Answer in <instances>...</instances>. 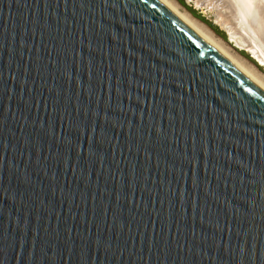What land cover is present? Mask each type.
Returning a JSON list of instances; mask_svg holds the SVG:
<instances>
[{
  "label": "water",
  "instance_id": "95a60500",
  "mask_svg": "<svg viewBox=\"0 0 264 264\" xmlns=\"http://www.w3.org/2000/svg\"><path fill=\"white\" fill-rule=\"evenodd\" d=\"M124 2L110 53L99 11L0 0V264H237L238 229L264 250V91L159 0Z\"/></svg>",
  "mask_w": 264,
  "mask_h": 264
},
{
  "label": "snow or ice",
  "instance_id": "6c2138e0",
  "mask_svg": "<svg viewBox=\"0 0 264 264\" xmlns=\"http://www.w3.org/2000/svg\"><path fill=\"white\" fill-rule=\"evenodd\" d=\"M142 3H147V0H141ZM208 3L219 4V5H236V4H244V5H261L264 6V0H207ZM65 7H67L68 0H64ZM130 7V5H127ZM156 5H153L155 7ZM46 7L51 8V12L48 14L49 19H55V23L57 25L68 23V17L65 15L64 17H60L57 14V10L60 7V0H56L55 7L52 6V0H46ZM126 4L124 0H73V16L77 14L80 15L81 20L85 16H87L89 22L91 24H95L97 11H99L101 23L99 29L96 31V39L102 42L106 39L110 42L113 47L110 48V53L114 52L116 48H119V45L124 44V33L125 31H129L131 33L129 24L127 21V14L125 13ZM264 14V13H262ZM75 23V21H73ZM117 24L119 25L120 31L114 30L111 25ZM51 26V24H49ZM89 51H93L91 48V40H89ZM25 45L22 43L21 48ZM134 54V53H133ZM70 78V77H69ZM139 83V82H138ZM143 87L142 84L139 85ZM199 87V85H197ZM129 88H131V84H129ZM247 91V90H246ZM253 96L256 93H251ZM131 100V96H129ZM79 112V109H77ZM85 116L88 115L87 112L84 113ZM107 120V116L105 117ZM94 124L99 125V121H94ZM102 127V126H101ZM115 127V125H113ZM95 127L92 129L93 135L88 137L89 143L95 141L96 143H100L102 140H108L107 134L103 131L101 132V136L97 137L95 135ZM51 134V132H50ZM110 142V141H109ZM195 143V141H193ZM131 150V149H130ZM91 155H95V152L90 153ZM151 157L149 156V159ZM199 170V161L195 160L193 157V162L189 167V173L193 178V183L197 189H200V182L197 176V172ZM74 171V169H73ZM178 191V190H177ZM175 195V193H173ZM207 195V194H206ZM215 194H213L214 196ZM255 201H249V207L247 209H243L242 212L245 217H253L254 213L257 211L255 207L252 205ZM195 211H198L201 220L203 221L204 213L210 211L208 206H202L200 203L199 197H197L195 201ZM260 215L264 217V208L260 209ZM179 230V225H177ZM240 235L239 241H234L231 238L228 240L227 247L224 250L225 257H232L235 259L237 264H244V261H247V264H264V250L260 249L258 246H249L248 241L244 236L243 231L237 230ZM196 233L193 232V240H195ZM243 245V246H242Z\"/></svg>",
  "mask_w": 264,
  "mask_h": 264
},
{
  "label": "bare ground",
  "instance_id": "6f19581e",
  "mask_svg": "<svg viewBox=\"0 0 264 264\" xmlns=\"http://www.w3.org/2000/svg\"><path fill=\"white\" fill-rule=\"evenodd\" d=\"M182 22L214 47L219 53L235 65L244 75L264 91V76L257 73L251 65H247L228 51L212 33L202 27L187 11H182L171 0H159ZM188 1V0H186ZM195 4L206 6L215 13V19L228 33L229 41L240 49L250 52L256 61L264 66V6L261 5H219L207 0H194ZM178 4V3H177ZM202 24V23H201ZM214 33V32H213ZM238 35L237 37H235ZM216 36V35H215ZM227 44V43H226ZM230 50V49H229ZM246 59V58H245ZM257 69V68H256Z\"/></svg>",
  "mask_w": 264,
  "mask_h": 264
},
{
  "label": "rangeland",
  "instance_id": "374dc122",
  "mask_svg": "<svg viewBox=\"0 0 264 264\" xmlns=\"http://www.w3.org/2000/svg\"><path fill=\"white\" fill-rule=\"evenodd\" d=\"M171 1H173L174 3H176V5L179 7V9L180 10H182V9H184V10H182V11H187V13L192 17V18H194L202 27H204V29H206L207 31H208V29H209V31L208 32H210V33H212V35L216 38V39H218V41L219 42H221L224 46H225V48L228 50V51H230V53L232 54V55H234L235 57H237L238 59H240L241 61H243L244 63H245V61L247 62V63H245V64H247V65H251V67L257 72V73H259V74H261L262 76H264V69L262 68V67H260V66H258L257 65V63L253 60V59H251L246 53H245V51L244 50H242V49H240L239 47H237V46H235L233 43H231L230 41H228L227 39H226V37L224 36V34L220 31V30H218L217 28H215V27H213V26H211L210 25V23H208V21L207 20H205L197 11H193L190 7H187L186 5H185V2H184V0H171ZM194 1V0H193ZM178 3V4H177ZM202 23V24H201ZM208 28V29H207ZM214 32V33H213ZM216 35V36H215ZM238 35H236L235 37H237ZM227 43V44H226ZM230 49V50H229ZM240 58H239V57ZM246 58V59H245ZM257 68V69H256Z\"/></svg>",
  "mask_w": 264,
  "mask_h": 264
}]
</instances>
